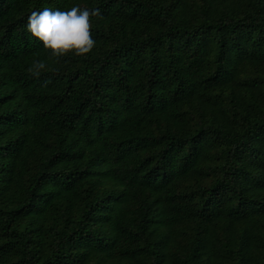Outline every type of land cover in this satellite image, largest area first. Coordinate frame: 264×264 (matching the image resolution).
<instances>
[{
  "label": "trees",
  "instance_id": "trees-1",
  "mask_svg": "<svg viewBox=\"0 0 264 264\" xmlns=\"http://www.w3.org/2000/svg\"><path fill=\"white\" fill-rule=\"evenodd\" d=\"M0 264H264V0H0Z\"/></svg>",
  "mask_w": 264,
  "mask_h": 264
},
{
  "label": "clouds",
  "instance_id": "clouds-1",
  "mask_svg": "<svg viewBox=\"0 0 264 264\" xmlns=\"http://www.w3.org/2000/svg\"><path fill=\"white\" fill-rule=\"evenodd\" d=\"M92 17L102 18L98 8L74 6L68 11L45 8L27 17L26 30L49 50V59L55 58L58 63L69 53L85 56L92 52L96 45L91 31ZM46 67V61L34 60L27 71L39 76Z\"/></svg>",
  "mask_w": 264,
  "mask_h": 264
}]
</instances>
